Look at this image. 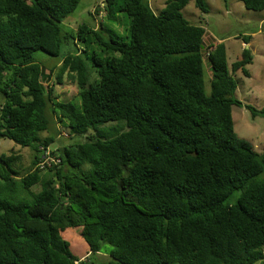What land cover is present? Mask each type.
Instances as JSON below:
<instances>
[{
  "label": "trees",
  "instance_id": "trees-1",
  "mask_svg": "<svg viewBox=\"0 0 264 264\" xmlns=\"http://www.w3.org/2000/svg\"><path fill=\"white\" fill-rule=\"evenodd\" d=\"M190 1L208 12L206 0H166L159 12L149 0H102L106 22L127 18L126 40L82 23L71 37L85 47L61 54L60 24L79 0H0V136L34 151L23 172L22 154L0 155V264H76L77 231L107 264H264V154L237 136L231 113L264 115L235 97V72L248 76L253 56L243 48L229 68L224 43L211 42L206 91L205 30L182 13ZM92 44L104 55L86 54ZM39 51L58 60L46 67ZM55 69L77 102L57 100L45 82ZM55 120L84 139L49 148L67 136L53 134ZM117 121L124 131L99 128ZM46 150L59 161L41 169Z\"/></svg>",
  "mask_w": 264,
  "mask_h": 264
},
{
  "label": "rangeland",
  "instance_id": "rangeland-1",
  "mask_svg": "<svg viewBox=\"0 0 264 264\" xmlns=\"http://www.w3.org/2000/svg\"><path fill=\"white\" fill-rule=\"evenodd\" d=\"M166 0H149L150 6L154 12H159L165 4ZM208 6V12L200 13L195 7L194 3L190 1L182 9V13L185 18L193 23H201L205 30L203 39V71L204 78L206 80V91L209 89L208 76L209 65L207 61L206 53L208 51L207 45H209L213 39L209 35L213 36L217 42H223L226 48V59L228 67L231 63L240 58L241 50L249 46L251 54L253 56L252 61L245 66L249 75L245 76L241 70L235 72L236 89L235 97L242 101L243 104H248L256 108L257 110L264 109V10L255 11L246 9L243 6L241 0H206ZM102 5V0H79L75 9L67 15V17L60 24L61 34L65 36L64 45L62 46L61 54L67 52L76 51V47L84 48L85 43L74 44V40L71 35L75 33V29L78 25L84 23L93 26V28H99L100 22L105 24V27L110 30L113 36L118 35L123 40H126L128 20L124 14L119 13L117 20L114 22H106L104 20L102 11L98 9V6ZM106 22V23H105ZM107 35V34H105ZM250 35L249 44H243V36ZM90 51H95L99 55H104L100 48L96 45H90L87 48L86 54L90 55ZM35 57L46 67H51L58 60L57 57L45 54V52L35 53ZM87 65L92 70L91 79L96 76L94 69L91 67L92 63L88 60ZM55 71L50 75V81L47 83H54V94L58 96L57 100L60 101H73L77 102L76 97L77 88L76 85L70 82L67 78L63 83H57L55 79ZM4 102V96L0 93V105ZM233 128L237 136L247 142H249L253 148L264 154V115L257 113L252 115L251 112L244 106L233 105L231 108ZM118 122V123H117ZM106 123L99 128L109 126L112 130L104 132L106 136H112L115 132L124 131L126 129L123 121ZM51 123L50 126L53 129V134L56 128H62V133L67 134L64 136H54V141L49 145V148L55 149L56 146L62 143H69L72 141L83 140L81 135H75L70 133L66 126V122ZM63 126V127H61ZM120 126V127H119ZM123 126V128H122ZM116 127V128H115ZM90 130L87 132L89 133ZM46 136V132L39 133V136ZM69 141V142H67ZM18 153L22 154L21 164L22 171H26L28 166L31 168L32 157L34 151L30 147H23L15 143L11 139L0 136V155L2 153ZM43 176L49 175L48 171H42ZM260 179H264V171L259 175ZM38 186H34L33 190H37ZM236 198V194H232L226 201L232 203ZM67 233H64L65 238ZM70 243L71 251L76 254L81 261L76 264H107L111 259L110 256L103 250L97 253H88L83 249V240L77 231L76 235H72L68 239ZM85 244V243H84ZM107 247L108 245L105 244Z\"/></svg>",
  "mask_w": 264,
  "mask_h": 264
},
{
  "label": "built area",
  "instance_id": "built-area-1",
  "mask_svg": "<svg viewBox=\"0 0 264 264\" xmlns=\"http://www.w3.org/2000/svg\"><path fill=\"white\" fill-rule=\"evenodd\" d=\"M58 161L59 159H57L53 155H50L49 151L46 150L44 153H42V160L37 164V166L42 169L46 166L51 165V163H56Z\"/></svg>",
  "mask_w": 264,
  "mask_h": 264
},
{
  "label": "crops",
  "instance_id": "crops-1",
  "mask_svg": "<svg viewBox=\"0 0 264 264\" xmlns=\"http://www.w3.org/2000/svg\"><path fill=\"white\" fill-rule=\"evenodd\" d=\"M264 18V17H263ZM264 21V20H263ZM210 36V38L211 39H213V41L212 42H215V40H214V38H213V36H211V35H209ZM244 44V43H243ZM249 44V43H248ZM249 47V46H248Z\"/></svg>",
  "mask_w": 264,
  "mask_h": 264
},
{
  "label": "water",
  "instance_id": "water-1",
  "mask_svg": "<svg viewBox=\"0 0 264 264\" xmlns=\"http://www.w3.org/2000/svg\"><path fill=\"white\" fill-rule=\"evenodd\" d=\"M10 264H14V263H10Z\"/></svg>",
  "mask_w": 264,
  "mask_h": 264
}]
</instances>
